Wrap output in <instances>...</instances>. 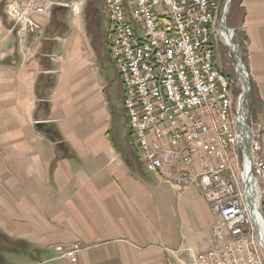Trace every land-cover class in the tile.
I'll return each instance as SVG.
<instances>
[{
  "label": "crops",
  "instance_id": "crops-1",
  "mask_svg": "<svg viewBox=\"0 0 264 264\" xmlns=\"http://www.w3.org/2000/svg\"><path fill=\"white\" fill-rule=\"evenodd\" d=\"M12 1L0 0V264H72L55 246L74 243L78 264H179L219 246L202 191L142 165L110 23L99 36L88 0L59 5L53 19L34 15L44 36L21 43ZM239 7L252 113L264 123V0Z\"/></svg>",
  "mask_w": 264,
  "mask_h": 264
},
{
  "label": "built area",
  "instance_id": "built-area-1",
  "mask_svg": "<svg viewBox=\"0 0 264 264\" xmlns=\"http://www.w3.org/2000/svg\"><path fill=\"white\" fill-rule=\"evenodd\" d=\"M83 1L13 0L7 15L23 43L28 32L37 39L45 34L34 15L51 18L54 6ZM103 1L142 165L171 184L198 187L221 220L214 230L220 245L178 263L264 264V123L251 118L247 96L240 100L245 79L237 64L244 80L238 94L239 83L216 60L220 48L234 56L223 26L231 1ZM234 33L231 28L232 39ZM55 250L78 264L82 248L74 243Z\"/></svg>",
  "mask_w": 264,
  "mask_h": 264
},
{
  "label": "rangeland",
  "instance_id": "rangeland-1",
  "mask_svg": "<svg viewBox=\"0 0 264 264\" xmlns=\"http://www.w3.org/2000/svg\"><path fill=\"white\" fill-rule=\"evenodd\" d=\"M103 0H88V8H95V23L98 24V27H99V30H100V34H98L99 36H102L104 35L107 30H108V27H109V20H108V16H107V13L105 11V8L103 6ZM67 15L70 13V9L67 8ZM88 10V9H87ZM65 11V9H64ZM229 26V25H228ZM230 27V26H229ZM234 30V28H232ZM235 32V30H234ZM97 34L93 31L90 32V40H94L96 39L95 36ZM239 52H240V57L242 59V54H241V51L239 49ZM216 60H217V63H219V66H221L222 70L230 75V78L234 81H236L239 86V88L236 90L237 94L241 92V89L240 87H242L243 83H244V80L243 78L237 73L236 71V62L235 59H234V56L233 58H230L228 56V52L225 48H220L219 51L216 52ZM243 62V61H242ZM244 63V62H243ZM245 65V64H244ZM245 67H247L245 65ZM250 109V108H249ZM253 115V113H251V116ZM251 118L254 119V122L255 121V118L252 116Z\"/></svg>",
  "mask_w": 264,
  "mask_h": 264
},
{
  "label": "trees",
  "instance_id": "trees-1",
  "mask_svg": "<svg viewBox=\"0 0 264 264\" xmlns=\"http://www.w3.org/2000/svg\"><path fill=\"white\" fill-rule=\"evenodd\" d=\"M240 2H241V0H231L229 13L227 14V24L231 28H234V30H235L233 40L235 43H237L240 46V50H241V54H242V60L246 65L245 56H244L246 47L244 46L242 35L239 34L240 32L238 31V29L234 27V22H233L236 20L237 21L240 20V18L243 17V15H244L242 7L241 8L239 7ZM55 8L65 9V7H62L59 5L54 6L51 19H53L56 16V13L54 11ZM60 23L65 24L62 20L60 21ZM228 76L230 77V75H228ZM250 86H251V88L249 89L250 91L247 95V100H248V105L250 108L249 109L250 113H252V107H253L252 103H253V98H254V86L252 84L251 78H250ZM252 116L255 117L254 115H252Z\"/></svg>",
  "mask_w": 264,
  "mask_h": 264
},
{
  "label": "water",
  "instance_id": "water-1",
  "mask_svg": "<svg viewBox=\"0 0 264 264\" xmlns=\"http://www.w3.org/2000/svg\"><path fill=\"white\" fill-rule=\"evenodd\" d=\"M231 0H226L227 4L230 2ZM224 26V29L227 31V33L229 34V37H230V42H231V46H232V50H233V53H234V58H235V62L237 64V69L238 71L244 76V79H245V86H244V89L241 93V96H240V100L243 101L244 98L248 95L249 93V89L251 88L250 86V74H249V71L247 70V68L245 67L244 63L242 62L241 60V57H240V52H239V46L238 44H236L232 37H231V27H229L226 23L223 24ZM44 123H39L38 126L39 127H42ZM245 150H246V153H247V156L250 158V151H249V137L246 139L245 141ZM249 208H250V214L251 216L253 217L254 221L256 222V212H255V208L253 206V204H249Z\"/></svg>",
  "mask_w": 264,
  "mask_h": 264
},
{
  "label": "bare ground",
  "instance_id": "bare-ground-1",
  "mask_svg": "<svg viewBox=\"0 0 264 264\" xmlns=\"http://www.w3.org/2000/svg\"><path fill=\"white\" fill-rule=\"evenodd\" d=\"M80 3V2H79ZM254 191H255V189H254ZM255 193V192H254ZM256 205L258 204V201H257V199H256V201L254 202Z\"/></svg>",
  "mask_w": 264,
  "mask_h": 264
}]
</instances>
